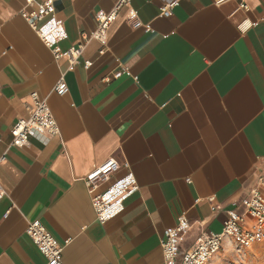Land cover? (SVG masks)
<instances>
[{
	"label": "crops",
	"instance_id": "0c3cea01",
	"mask_svg": "<svg viewBox=\"0 0 264 264\" xmlns=\"http://www.w3.org/2000/svg\"><path fill=\"white\" fill-rule=\"evenodd\" d=\"M116 1L56 0L68 31L61 47L95 31L98 11ZM245 1L248 9L240 0H132L154 31L134 27L131 6L122 7L104 52L90 39L60 95L67 57L56 59L19 13L26 0H0V264H47L27 233L35 219L64 244V264H163V232L181 216L183 250L220 232L226 209L244 211L241 200L264 176V0ZM34 90L60 135L12 145ZM111 157L130 167L97 192L130 171L139 189L103 222L86 177ZM227 240L205 264H228Z\"/></svg>",
	"mask_w": 264,
	"mask_h": 264
},
{
	"label": "built area",
	"instance_id": "2783aa9c",
	"mask_svg": "<svg viewBox=\"0 0 264 264\" xmlns=\"http://www.w3.org/2000/svg\"><path fill=\"white\" fill-rule=\"evenodd\" d=\"M132 0H117L110 11L100 10L97 13V26L91 34L84 33V38L76 45L69 48L61 47V42L68 36L62 18L57 16L56 0H26L19 13L29 22L30 26L43 43L51 50L56 59L66 56L69 66L62 70L54 90L63 95L70 89L66 80V72L74 70L78 65L85 50L86 43L94 38L103 46L104 52L108 39L109 27L117 17L119 10L124 6H131ZM240 7L248 9L245 0H240ZM172 3H163L160 6L162 15L173 13ZM130 17L134 27H141L154 31V28L147 22H143L139 12L130 7ZM87 66L92 65L91 61H85ZM126 69L119 68L114 76H120ZM30 113L27 117L19 118L12 126V145H26L32 135L43 136L60 135V126L56 116L50 107L48 99L41 96L39 91L34 90L30 94ZM122 166L130 167L129 162L111 157L99 166L95 167L86 177L89 186L91 199L96 210L97 218L100 221H107L118 215L125 208V199L139 189V182L133 172L118 177L104 190L98 191L102 182L111 180V173L117 171ZM259 183L246 195L241 204L244 211H237L235 208L226 209L227 218L223 222L220 232L204 231L186 249H181V241L184 231L189 226V220L181 216L175 226H170L164 230L162 239V250H164L163 264H205L212 256L222 250V246L227 241L231 242L237 249L248 248L264 240V176L259 178ZM7 194L6 187L0 182V200ZM216 209V205L212 206ZM27 233L34 240L40 252L47 258V264H64L62 244L56 236L38 219L32 220L27 228Z\"/></svg>",
	"mask_w": 264,
	"mask_h": 264
},
{
	"label": "rangeland",
	"instance_id": "374dc122",
	"mask_svg": "<svg viewBox=\"0 0 264 264\" xmlns=\"http://www.w3.org/2000/svg\"><path fill=\"white\" fill-rule=\"evenodd\" d=\"M228 264H264V240L248 248L233 249L224 258Z\"/></svg>",
	"mask_w": 264,
	"mask_h": 264
}]
</instances>
